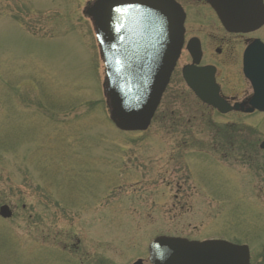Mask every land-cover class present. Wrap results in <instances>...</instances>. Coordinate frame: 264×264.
I'll list each match as a JSON object with an SVG mask.
<instances>
[{"label": "rangeland", "instance_id": "obj_1", "mask_svg": "<svg viewBox=\"0 0 264 264\" xmlns=\"http://www.w3.org/2000/svg\"><path fill=\"white\" fill-rule=\"evenodd\" d=\"M94 1L0 0V205L13 212L0 264H150L157 236L248 245L264 264V114L204 105L185 53L148 130L119 131ZM190 23L226 94L247 100L242 54L264 28L228 36L206 11Z\"/></svg>", "mask_w": 264, "mask_h": 264}, {"label": "water", "instance_id": "obj_2", "mask_svg": "<svg viewBox=\"0 0 264 264\" xmlns=\"http://www.w3.org/2000/svg\"><path fill=\"white\" fill-rule=\"evenodd\" d=\"M207 1L230 33H251L264 26L263 0ZM85 13L94 24L106 63L104 89L111 121L124 132L147 131L181 54L183 9L173 0H96ZM190 52L198 63L200 49ZM244 74L254 90L246 112H264V43L258 39L245 51ZM183 76L204 103L222 113L230 111L219 96L214 70L188 66ZM0 216L10 219L13 212L2 205ZM149 254L152 264H250L247 246L226 241L159 237Z\"/></svg>", "mask_w": 264, "mask_h": 264}, {"label": "flooded vegetation", "instance_id": "obj_3", "mask_svg": "<svg viewBox=\"0 0 264 264\" xmlns=\"http://www.w3.org/2000/svg\"><path fill=\"white\" fill-rule=\"evenodd\" d=\"M176 1L179 5L182 6L184 12H185V23H184V28H185V32H184V45H183V49H182V52H181V55H180V58L178 60V63L176 65V68L174 70V72L179 68V66L182 65V60L183 59V56L184 54L186 53L187 57L189 58V61L186 60V62H184L182 68H181V76H182V70L183 68H185L186 66L188 65H194L199 67V68H208V67H213L215 68V74H216V82L218 83V85L220 86V95L221 97L228 103L230 104L231 106L234 107V105L236 104H239L240 107H239V110L237 111H231L229 114H245V115H260V114H264V113H261V112H257L255 111L254 113L252 114H249L246 112V110L249 108V105H248V99H250V97L247 99V100H237L235 99L236 97L233 95H228L226 94L225 90H224V87L222 84H220L218 82V73H219V68L218 66H216L214 63H207L206 60H205V53H206V50H207V45L208 43L206 42V38H200L199 36L197 35H192L191 34V31L193 30V26L191 25L190 22H192V20H195V19H199L200 18V13H202L203 11H206L210 16H212L215 20V22H217L219 24V26L222 28V30L228 35V36H240V35H249V34H231V33H228L221 25L216 13L214 12V10L211 8V6L208 4V2L206 0H174ZM195 7V10L196 12H190V7ZM192 16L196 17V18H192ZM206 40V41H205ZM227 47H229V45H227ZM198 48L200 49L201 51V57L199 58L200 61L199 63H194V59L192 58L191 54H190V50H198ZM215 53L218 55V56H222L225 54V52L228 51V58H230L229 62L232 63V64H236V55H234L233 53L235 52V50H230V48L228 49H223L222 47L218 46V47H215ZM243 56V54H242ZM173 72V74H174ZM173 74H172V77H173ZM172 77H171V80H172ZM170 80V82H171ZM250 88L252 90V87L250 85ZM253 93V91H252ZM246 99V98H245ZM244 109V111L242 110ZM212 110L216 111L215 109L212 108ZM261 149L264 150L262 144L260 146ZM250 252H251V255H252V250L250 249ZM252 258V257H251ZM144 263V262H143Z\"/></svg>", "mask_w": 264, "mask_h": 264}]
</instances>
